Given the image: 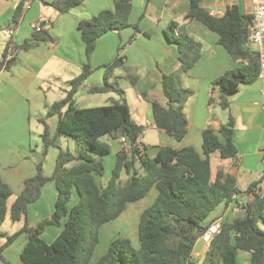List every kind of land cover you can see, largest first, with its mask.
Segmentation results:
<instances>
[{
	"label": "trees",
	"instance_id": "16d2710c",
	"mask_svg": "<svg viewBox=\"0 0 264 264\" xmlns=\"http://www.w3.org/2000/svg\"><path fill=\"white\" fill-rule=\"evenodd\" d=\"M83 1L53 0L49 5L58 14H64ZM132 1L114 0L113 10H103L79 21L77 29L87 60L95 49L96 40L106 33L130 27L135 32L139 31L137 24L129 22ZM21 8L22 4H18L14 21L20 16ZM186 18L215 33L218 45L232 60L242 65L212 82L219 107L227 109V96L236 93L241 84L257 79L258 54L247 45L251 16L241 14L236 6H230L225 8L223 16L212 17L196 0H191ZM168 28L164 36L175 47L180 66L176 72L164 75L161 80L166 107L151 102V113L158 129L175 141H181L187 133L183 107L193 95L191 89L182 86L181 76L199 60L201 44L189 36L183 25L173 22ZM53 42L48 31L43 29L32 32L31 37L17 48L28 50L41 43ZM6 52L7 48L2 54L0 68L4 65L8 67L14 60L5 62ZM121 64L122 58L117 57L105 65L103 85L89 90L91 93H114L118 96L117 100L104 106L78 107L74 95L91 73L90 66L85 64L80 74L70 81L65 97L52 104L45 117L38 120L43 125V155L49 147L55 146V140L61 136L72 139L79 147L76 155L59 150L49 177L43 174L42 166L38 164L35 175L23 182L22 190L9 208L7 200L11 190L0 179V226L7 212L12 223L24 222L21 229L12 235L0 232V238L5 239L0 249V261L11 264L1 251L24 234L26 242L20 252L21 264H194V244L211 223L208 219L215 209L234 200L238 202L242 194L253 193L251 200L240 202L243 208L241 215L235 216L231 222L222 223L220 233L208 244L202 264H237L239 251L249 253V264H264V196L253 192L256 184L241 192L232 175L221 171L211 175L212 154L218 152L221 159H231L237 154L233 142V119L230 117L217 131L206 128L202 132L201 154L192 147H160L155 156L149 158L144 147L145 153L136 159V141L142 135V127L132 121L122 89L110 82L112 73ZM208 102L211 105L214 100L210 98ZM54 115L58 117V122L55 135L50 138L46 119ZM103 137L116 141L125 137L130 146L129 155L123 150L117 153L104 187L95 181V177L104 175L103 158L110 153L109 144L101 141ZM136 164L141 173L135 169ZM122 172L128 176L125 181L120 180ZM262 178L264 170L260 180ZM49 182L54 184L57 192L53 213L50 219L29 228L27 207L40 198L42 188ZM152 188L157 195L142 212L137 225L139 247L133 248L128 239H115L106 254L92 263L99 240V227L118 218L127 204L143 199ZM74 192L78 199L69 208ZM49 226L59 228L60 232L52 242L47 243L42 235Z\"/></svg>",
	"mask_w": 264,
	"mask_h": 264
},
{
	"label": "crops",
	"instance_id": "0c3cea01",
	"mask_svg": "<svg viewBox=\"0 0 264 264\" xmlns=\"http://www.w3.org/2000/svg\"><path fill=\"white\" fill-rule=\"evenodd\" d=\"M52 1L38 0L28 4L26 0H0V61L10 40L8 35L10 28L14 29L12 39L17 47L31 37L33 23L41 19L44 30L48 31L54 41L41 43L28 50L18 49L12 64L7 68H0V179L11 190L7 208L19 195L23 182L35 175L38 164H41L43 174L49 177L53 172L59 150L69 151L75 155L79 152V147L72 139L61 136L55 140V146L49 147L43 155L41 139L43 125L38 120L45 117L52 104L65 97L70 81L80 74L85 64L90 66L91 73L74 95L78 107L90 108L95 106L82 104L101 100L111 103L117 100L118 96L111 92H89L90 89L103 85L104 66L117 57L122 58V64L114 70L110 82L122 89L132 121L142 127L139 141L146 148L149 158L154 157L160 147L173 149L192 147L201 154L202 132L206 128L217 131L231 117L234 121L233 142L237 154L231 159H221L218 152L212 154L211 175L214 176L217 171L232 175L236 180V187L241 192L256 184L253 192L264 196V178L260 180L264 170L262 164L264 80L256 79L252 83L241 84L236 93L227 96L228 108L219 107L217 91H212L213 80L242 65L232 60L224 48L218 45V37L215 33L200 23L186 18L191 0H133L129 22L131 25L137 24L139 31L135 32L130 27L120 32L106 33L96 40L95 49L88 60L77 29L78 23L82 19L95 16L100 11L113 10L114 0H84L81 5L64 14H58L49 5ZM196 1L206 10L209 8L225 10L226 7L236 6L241 14L251 16L253 9L252 0ZM18 4H22L21 14L14 21L13 15ZM173 22L183 25L189 36L201 44L199 60L188 73L181 76L182 86L193 91V95L183 107L187 120V133L181 141H175L165 131L158 129L151 113V102L166 107L167 100L161 89V80L164 75L176 72L180 66L175 47L167 42L164 36V32ZM250 49L257 53V48L250 47ZM99 94L103 96H96ZM210 98L214 100L211 105L208 102ZM34 121L38 124L40 142L36 144V148L39 150H33L30 145L28 130L31 122ZM57 122L56 115L46 120L50 138L55 135ZM101 141L110 146L109 155L103 158L104 175L95 177L96 183L104 187L110 178L121 146L118 141L106 137L101 138ZM106 159L108 167L105 163ZM135 169L141 173L138 164L135 165ZM127 177V174L122 172L120 180L125 181ZM101 178L102 180H99ZM150 191L147 195H150L152 203L157 191L149 194ZM45 192L47 199L43 202ZM244 196L247 202L252 199L253 193L242 194L238 202L234 200L228 205L221 204L208 221L231 222L235 216L243 213L240 202H243ZM56 197L54 184L47 183L41 190L40 198L27 207L26 221L29 228H34L41 221L50 219ZM77 199V194L74 192L69 202L71 206L68 204V207H72ZM143 199L135 203H140ZM130 204L126 205L123 213ZM142 212L139 213V218ZM23 224L22 221L12 223L7 212L0 226V232L12 235L20 230ZM48 230L49 227L42 235L43 240ZM59 232L55 233L54 239ZM19 237H21L19 249L16 250L14 242L1 251L10 263L11 260L8 258L14 254L16 258L14 264H21L20 252L26 237L24 234ZM4 241V238H0V249ZM207 249L208 245L199 239L195 242L192 251L194 264H202ZM240 252L242 251L237 253V262ZM242 253H244L242 254L244 263L249 264V253Z\"/></svg>",
	"mask_w": 264,
	"mask_h": 264
},
{
	"label": "rangeland",
	"instance_id": "374dc122",
	"mask_svg": "<svg viewBox=\"0 0 264 264\" xmlns=\"http://www.w3.org/2000/svg\"><path fill=\"white\" fill-rule=\"evenodd\" d=\"M96 96H103L101 94L96 95ZM95 100V99H94ZM110 102L109 101H98V102H89L88 104H82V105H94L95 107L98 106H104V105H109ZM47 113V112H46ZM46 115V114H45ZM48 119V118H47ZM46 119V120H47ZM36 121L31 122V126L28 130L29 133V138L31 139V148L33 150H36L39 148H36V144H38L40 142V138H39V133H38V124H35ZM148 156V155H147ZM149 157V156H148ZM106 166L108 164V161L106 159L105 161ZM108 167V166H107ZM99 180H102L99 179ZM155 192V189L153 188L149 194H153ZM43 202L46 201L47 199V193L45 192L43 194ZM150 195H147L146 198H144L142 201H140V203H133L130 204L128 206V208L126 209V211L117 219L99 227V233H98V243L95 246V250H94V254H93V259H92V263L95 262L98 258L102 257L103 255L106 254L107 249L110 245V243L118 238H125L128 239L132 245L133 248L137 249L139 246V241H138V237H137V225L139 222V213H141L143 211V209H145L146 207H149L152 203L150 202ZM149 203V204H148ZM148 204V206H146ZM71 206V204H69ZM260 227L263 228V224L260 223L259 224ZM48 231H46V234L44 235V241L47 243H50L51 241L54 240L55 237V233L57 231H60L59 228L54 227V226H49ZM19 238V239H18ZM17 240H15V248L16 250L19 249V243L21 242V237H18ZM239 257H238V262L237 264H245L243 261V256L242 252L239 253ZM11 260V264H14L16 261V258L13 255L10 256V258H8ZM0 264H3L0 261Z\"/></svg>",
	"mask_w": 264,
	"mask_h": 264
},
{
	"label": "built area",
	"instance_id": "2783aa9c",
	"mask_svg": "<svg viewBox=\"0 0 264 264\" xmlns=\"http://www.w3.org/2000/svg\"><path fill=\"white\" fill-rule=\"evenodd\" d=\"M33 1L38 0H26L28 4L32 3ZM216 2H221L223 0H215ZM232 1V0H228ZM253 2V9L251 13L250 19V30L247 36V45L249 47L257 48L258 54V63H259V70L257 73L258 80H264V1L260 0H252ZM207 12L212 17H221L223 16L224 10L218 8H209ZM42 20L38 19L33 23V32H41L44 28L42 26ZM8 35L10 40L7 44V52L5 57V62L11 61L15 54L18 51V48L15 47L14 41L12 39L14 35V29L10 28L8 30ZM3 68H7L5 65ZM264 95V93H263ZM121 150L125 152V154H130V146L125 137H120L118 140ZM136 146L138 150V154L135 156L137 159L138 156L143 155L145 153L144 146L140 143L139 139L136 141ZM262 164L264 165V154L262 158ZM222 223L220 220H216L211 222L205 232L199 237V240L202 241L204 244H209L212 238L220 233Z\"/></svg>",
	"mask_w": 264,
	"mask_h": 264
},
{
	"label": "water",
	"instance_id": "95a60500",
	"mask_svg": "<svg viewBox=\"0 0 264 264\" xmlns=\"http://www.w3.org/2000/svg\"><path fill=\"white\" fill-rule=\"evenodd\" d=\"M243 202L246 203V196L243 197Z\"/></svg>",
	"mask_w": 264,
	"mask_h": 264
}]
</instances>
